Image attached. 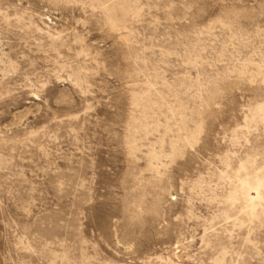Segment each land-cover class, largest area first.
<instances>
[{
	"label": "rangeland",
	"instance_id": "1",
	"mask_svg": "<svg viewBox=\"0 0 264 264\" xmlns=\"http://www.w3.org/2000/svg\"><path fill=\"white\" fill-rule=\"evenodd\" d=\"M0 264H264V0H0Z\"/></svg>",
	"mask_w": 264,
	"mask_h": 264
}]
</instances>
